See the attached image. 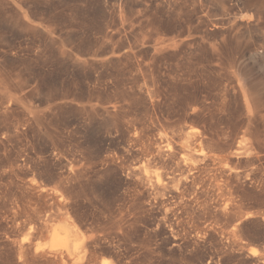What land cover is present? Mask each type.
Returning <instances> with one entry per match:
<instances>
[{"label":"rangeland","instance_id":"obj_1","mask_svg":"<svg viewBox=\"0 0 264 264\" xmlns=\"http://www.w3.org/2000/svg\"><path fill=\"white\" fill-rule=\"evenodd\" d=\"M0 264H264V0H0Z\"/></svg>","mask_w":264,"mask_h":264},{"label":"bare ground","instance_id":"obj_2","mask_svg":"<svg viewBox=\"0 0 264 264\" xmlns=\"http://www.w3.org/2000/svg\"><path fill=\"white\" fill-rule=\"evenodd\" d=\"M204 136H202V134L200 133L195 132V130L193 131L190 130L189 135L186 136L185 138L186 140L184 142L176 143L177 140L175 142L168 141L167 143H165L164 146H162V144L161 146H158L156 148V151H157L156 156L160 159L165 157L169 161H173L176 167L181 171L182 177H180L179 180H181V178H182V181L189 180L190 177H192V174H194L195 170L198 169L197 168L198 161L208 157V146H207V141ZM153 161H156V160H153ZM173 179H175V177ZM137 184H139V182ZM64 231L66 233V236L64 238H61L59 234L55 232L54 239L62 240V241L67 240L68 242V239L70 238L72 231L68 227H64Z\"/></svg>","mask_w":264,"mask_h":264}]
</instances>
